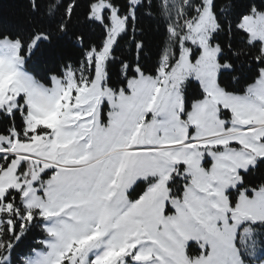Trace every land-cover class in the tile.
I'll use <instances>...</instances> for the list:
<instances>
[{"label": "rangeland", "instance_id": "374dc122", "mask_svg": "<svg viewBox=\"0 0 264 264\" xmlns=\"http://www.w3.org/2000/svg\"><path fill=\"white\" fill-rule=\"evenodd\" d=\"M159 1L169 31L162 55L169 70L160 82L151 76L134 80L136 86L131 83L129 92L107 85L108 58L102 54L89 58L82 68L89 71L95 61L93 74L68 69L44 85L26 69L21 44L0 39V117L23 113L21 98L28 108L22 133L12 128L0 135V149L16 141L17 155H0V201L9 191L21 196L17 212L12 203L0 202V234L12 233L15 224L23 231L38 216L45 217L42 224L48 232L43 247L26 256L23 264L264 260V251L252 260L240 244L248 231L254 239H264V189L243 190L235 203L232 199L233 189L241 184L240 173L264 160V77L260 74L243 94L224 91L219 84L224 68L220 49L211 44L217 30L213 0H203V6L199 0ZM139 2L132 0L131 19ZM93 7L96 20L110 10L104 45L110 57L123 21L108 3ZM189 20L191 27L184 25ZM240 28L251 43L261 44L264 54V12L253 9ZM39 40L33 41L30 53ZM191 82L200 85L203 97L188 110L186 92H198ZM64 155L85 157L80 164L74 160L68 167H55ZM173 159L183 161L175 173ZM183 169L190 179L185 200L172 190L174 175L179 177ZM208 182L213 189H207ZM144 184H149L145 195L137 197ZM207 215L211 220L204 221ZM136 223L147 237L136 230ZM9 262L10 252L0 257V264Z\"/></svg>", "mask_w": 264, "mask_h": 264}, {"label": "trees", "instance_id": "16d2710c", "mask_svg": "<svg viewBox=\"0 0 264 264\" xmlns=\"http://www.w3.org/2000/svg\"><path fill=\"white\" fill-rule=\"evenodd\" d=\"M99 2L115 8L123 21L122 34L107 61V85L126 88L127 80L133 76L154 75L169 37L159 0H141L135 6L133 19L129 17L134 8L132 0H0V39L20 42L22 54L27 58V69L37 80L50 85L52 76L62 77L67 69L81 73L82 68L87 67V56L104 48L111 25L110 10H105L101 20L92 18L93 6ZM199 3L203 5V0ZM253 9L264 12V0H213L217 30L211 44L220 48V64L231 66V70H222L219 75V84L228 93L243 94L260 76L258 69L264 67L256 63L264 59L261 44L251 43L248 33L240 28L242 19ZM37 37L40 40L28 55ZM125 65H128L126 76L122 71ZM137 67H141V73H136ZM93 72L92 67L91 74ZM189 85L195 86L198 92L187 88L185 105L188 110L194 101L203 97L198 84L191 82ZM21 103H24L23 98ZM24 114L26 109L23 113L17 110L12 116L3 113L0 135H7L12 128L22 133ZM241 177V185L232 191L233 203L243 190L264 189V160L246 174L241 173ZM172 185L177 189L176 180ZM144 188L142 185L141 189ZM12 192L6 193L3 201L12 203L17 212L21 196L18 191ZM33 219L23 231L15 224L12 233L6 230L0 234V243H6L3 249L0 247V257L10 252V262L6 264H23L26 256L41 247V240L47 235L42 220ZM12 220L15 222V217Z\"/></svg>", "mask_w": 264, "mask_h": 264}, {"label": "snow or ice", "instance_id": "6c2138e0", "mask_svg": "<svg viewBox=\"0 0 264 264\" xmlns=\"http://www.w3.org/2000/svg\"><path fill=\"white\" fill-rule=\"evenodd\" d=\"M258 65L264 64V59L257 60ZM231 70V66H227ZM251 67V65H249ZM261 74V77H264V67L258 69ZM238 79V77H237ZM240 244L244 246L245 249H248L247 255L250 259L256 260L260 257L258 256V251H264V239H254L253 234L248 231L246 234L241 235ZM261 264H264V260L261 261Z\"/></svg>", "mask_w": 264, "mask_h": 264}, {"label": "crops", "instance_id": "0c3cea01", "mask_svg": "<svg viewBox=\"0 0 264 264\" xmlns=\"http://www.w3.org/2000/svg\"><path fill=\"white\" fill-rule=\"evenodd\" d=\"M97 55H99V54H97ZM91 56H93V54L91 55ZM90 56V57H91ZM105 57H106V55L104 54V59H105ZM134 80H136V79H131L130 81H129V83H128V87H132V86H136L135 85V83H134ZM131 83H134V84H132V86H130V84ZM82 157H85L84 155L82 156ZM82 157H80V158H82ZM121 160H122V162L123 163H125L124 161H125V158H121ZM121 160H119V162L121 163ZM182 162L183 161H181V160H178V159H173V165L176 167V166H180L181 164H182ZM115 166V165H114ZM92 168H93V166H92ZM110 169V165L109 166H105L104 167V170H109ZM145 195V194H144ZM201 210H202V213H205V208L204 207H201ZM206 214H207V211H206ZM203 215V214H202ZM208 218H210L208 215L207 216H204V218H202L204 221H207V220H209ZM210 220H211V218H210ZM139 226H137V228H138ZM136 233V232H135Z\"/></svg>", "mask_w": 264, "mask_h": 264}, {"label": "bare ground", "instance_id": "6f19581e", "mask_svg": "<svg viewBox=\"0 0 264 264\" xmlns=\"http://www.w3.org/2000/svg\"><path fill=\"white\" fill-rule=\"evenodd\" d=\"M105 15V14H104ZM5 153H6V151H5ZM131 234H133V233H131ZM145 235H144V237H147V234L146 233H144ZM130 235V234H129ZM134 236H136V235H132V237H134Z\"/></svg>", "mask_w": 264, "mask_h": 264}]
</instances>
